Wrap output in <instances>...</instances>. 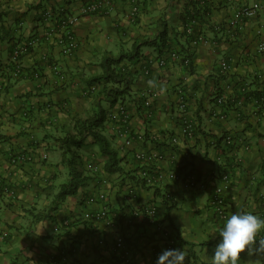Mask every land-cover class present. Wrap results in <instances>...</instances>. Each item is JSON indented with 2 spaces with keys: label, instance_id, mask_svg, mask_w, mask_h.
Returning <instances> with one entry per match:
<instances>
[{
  "label": "crops",
  "instance_id": "obj_1",
  "mask_svg": "<svg viewBox=\"0 0 264 264\" xmlns=\"http://www.w3.org/2000/svg\"><path fill=\"white\" fill-rule=\"evenodd\" d=\"M85 1L0 0V185L12 191L8 194L0 188V264H123L114 249L118 235L128 243L135 264H156L165 251V236L147 227L136 211L159 198L146 185L121 181L123 174L107 176L110 183L103 187L107 216L98 221L84 218L85 212L102 205L86 201L91 190L101 186L87 168L90 158L104 162L93 144L87 148L90 157L81 163L86 177L82 186L50 217L34 220V215L47 212L67 179L53 138L94 104L90 80L101 74L103 57L130 51L143 40L152 42L141 45L136 61L126 64L132 83L124 101L130 126L143 134V140L125 147L108 124L106 135L122 157L124 171H140L141 163L132 158L135 150L163 153L155 166L164 176L176 177L164 182L172 192V207L168 219L159 223L179 235L177 249L187 252L185 264H207L224 225L210 206L213 187L223 173L231 183L223 191L229 213L252 212L264 219V100L260 99L264 49L259 50V45L264 47V0H137L136 17L130 15L129 3L115 1L103 15L79 16L72 27L77 46L64 55L54 38L41 37L42 10L78 15ZM192 2L199 10L195 36L203 39L195 46L181 36ZM254 2L259 9L253 17L234 29L227 27L235 10ZM163 31L167 36L160 47L154 39ZM31 36L39 39L20 57V71L14 75L10 48ZM165 48L179 57L167 56L165 65L159 66ZM181 56L189 59L187 65ZM222 61L228 69L221 68ZM49 64H57L62 77ZM146 65L148 74H144ZM148 90L156 97L146 107ZM220 96L227 102L222 110L214 102ZM184 119L191 122L192 136L180 137L176 146H169V137L180 132ZM224 133L233 139L228 149L215 143ZM12 152L30 154L31 159L12 164ZM133 184L135 198L127 191ZM164 213L159 208L162 219ZM259 236L264 237V230ZM239 264H264V255L244 254Z\"/></svg>",
  "mask_w": 264,
  "mask_h": 264
},
{
  "label": "built area",
  "instance_id": "obj_2",
  "mask_svg": "<svg viewBox=\"0 0 264 264\" xmlns=\"http://www.w3.org/2000/svg\"><path fill=\"white\" fill-rule=\"evenodd\" d=\"M115 1H125L130 4V15L135 16L137 12V7L133 5V0H86L80 7V11L78 15L67 14L64 11L58 13L55 19H52V13L48 10L43 11V18L45 24L42 26V34L45 40H50L52 38L55 39L56 44L60 46L61 51L64 55H70L77 46V41L73 35L72 27L73 25L79 20L80 15H89V14H105L108 12L109 9L112 8L113 3ZM259 9L258 3H253L249 6H243L235 10L232 16L227 21L228 28H236L240 25V23L246 19L253 17L256 11ZM133 18V17H131ZM186 32L191 33V25L186 26ZM39 37L38 36H31L27 37L23 40L14 42L10 48V62L12 66V72L14 75L19 73L20 71V64L19 60L20 57L26 55L37 43ZM203 39L200 36H194L190 41L192 46L198 44ZM263 45H259V50H263ZM169 56L174 59L178 58L179 55L175 51H170ZM182 62L184 65H187L189 59L187 57H182ZM159 66L165 65V59L160 58L157 61ZM222 69H228V65L226 62L222 61L220 63ZM51 70L58 74L60 77L62 75L59 73V68L57 64H49ZM149 67L146 65L144 67V74H148ZM93 86L91 90H93ZM156 97V92L153 90H148V99L145 100L144 105L148 107L150 105L151 99ZM223 98H218V102H221ZM260 99L264 100V87L260 92ZM183 107V104H181ZM108 120L111 123L113 131L116 130L117 137L122 138L123 146L127 147L130 146L133 140H143V134L139 132H135L129 123V113L126 110V107L121 104H116L107 114ZM120 123V126L116 124ZM192 136V126L191 122L187 120H183L182 127L179 133L171 135L169 137V146L177 145L180 142V137H191ZM223 141L227 144L233 142L232 136L227 134L224 136ZM9 162L12 164H21L23 161H28L31 159L30 154H26L23 152H12L9 155ZM132 158L141 163L140 171H139V178L145 185H152L154 183H164L167 179H172L176 177V174L167 173L165 176L158 171V168L155 166L157 162L163 159V153L159 150L155 149H142V150H135L132 153ZM87 168L95 174V180L101 186L96 189L94 192L89 193L86 196V201L88 204H93L96 202H102V205L93 212H85L83 214L85 219L90 221H98L104 219L107 216L108 208L105 204L106 201V191L103 189L105 185H107V180L103 177L101 167L91 161L88 163ZM178 179V178H177ZM188 179V186L193 183V178ZM230 186V177L228 174L223 173L220 178V184L213 187L211 199H210V206L212 207L213 214L215 215L216 219L222 221L223 223L226 222V219L231 215L225 205V200L223 198V191H225ZM0 188L3 192L12 194V191L8 189L5 185H0ZM128 194L131 197L136 196V187L135 185H130L127 188ZM165 199L170 202L172 201V195L170 191L165 192ZM264 210V207H263ZM141 219L147 225V227L151 228L153 231H158L165 236V251L166 250H176V243L177 240L170 232L164 229L160 223L158 222L159 219V210L156 204L148 203L142 205L139 209L136 210ZM258 236L257 239H259ZM114 249L118 251L120 257L122 259L123 264H135L132 256V252L127 247L124 241L123 235H118L114 238Z\"/></svg>",
  "mask_w": 264,
  "mask_h": 264
},
{
  "label": "trees",
  "instance_id": "obj_3",
  "mask_svg": "<svg viewBox=\"0 0 264 264\" xmlns=\"http://www.w3.org/2000/svg\"><path fill=\"white\" fill-rule=\"evenodd\" d=\"M133 1H134L133 5L137 7V12H138L139 10L138 1L137 0H133ZM197 4L198 3H193V2L191 3V7H190L191 12H186V18H184L185 25L183 26L181 32L182 38L189 43L192 40V38L196 35V33L194 32V22L197 19V15L199 12ZM38 5L40 4L38 3ZM43 11L44 10H42V16H43ZM48 11H50L51 13L53 12L52 9ZM57 15L53 13L51 18L55 19ZM186 25H191L192 28L191 33L186 32L185 30ZM166 36H167V32L163 31L158 35L156 39H154V40L158 39V46L161 47V45H164V40H166ZM151 42H149L148 40H143L142 42L137 41L132 47V49H130V51L121 52L116 56H113L111 54H106L103 57V60L101 62V68H102L101 74L94 76L90 80L91 82L90 86H93L94 88L93 90H91V88L89 89L91 91L90 93L94 92V97H95L94 104L91 106L89 111L84 116L74 117L71 127L65 128V126H63L61 130L62 134L59 136H55L53 138V143L55 144L57 149L60 150V155H61L60 162L67 171V179L64 183L60 185L59 191L55 195V199L53 203L50 205V207L47 209V212L45 214L34 215L35 218L34 220H38L44 217H50L49 213L51 211L57 210L59 204L63 202L67 196L75 194L77 190L82 186L83 181L85 180L86 177L83 176L82 171L80 170L82 161L80 160L79 150L81 146L85 144L87 141H89L90 144L95 145L98 150L97 152L104 157V162L103 164H101L102 173L106 174L107 176L112 174H117L118 176H122L121 174H123L121 181L124 182L123 179H127L132 182L138 183L141 186L145 185L138 176L139 171L135 169L131 171H124V167L121 164L122 157L119 156L117 149L112 146L111 137L109 135H106L105 124H108L110 128L114 126V125L111 126L112 122H109L107 114L116 104L124 105L127 110V106L124 103V101L130 92V86L132 83V78H131L132 72L129 66H127L126 64L127 63L132 64L134 61H136V58L139 57V52H138L139 47L141 45ZM170 51L171 49L169 48H165L163 50V52L166 53V56L164 58L165 60H167V58L169 57ZM218 98H222V97L220 96ZM218 98H215L214 101L215 106L219 107L221 110L225 109L227 107V102L225 103L223 99L221 102H218ZM102 102L106 103L105 107L102 106ZM116 125L120 126L121 124L117 123ZM227 134L228 133H224L221 137L217 138L215 141V143L218 146H220L221 149L222 148L228 149L232 147L234 144L233 142L227 144L223 141L224 136ZM113 135H115L114 131H113ZM92 161L95 162L96 161L95 158H92ZM146 186L149 187L148 189L151 188L153 197L159 198L158 210L159 208L161 209V207L165 209L166 213H164L165 216L163 215L164 219H162L160 216L159 217L160 220L158 219V222H161V220L162 221L165 220V218L168 219L167 212L172 207V205L170 202H168L165 199L164 196H165V192L170 191L169 184L154 183L152 185L149 186L146 185ZM133 198H135V196ZM170 233L177 240L176 249L179 248V245H181L180 244L181 240H179V235L176 234V232L174 231Z\"/></svg>",
  "mask_w": 264,
  "mask_h": 264
},
{
  "label": "clouds",
  "instance_id": "obj_4",
  "mask_svg": "<svg viewBox=\"0 0 264 264\" xmlns=\"http://www.w3.org/2000/svg\"><path fill=\"white\" fill-rule=\"evenodd\" d=\"M154 82L149 81L153 86ZM264 230V219L252 212L231 214L218 230L219 242L215 245L207 264H239L244 254L264 255V237L257 239ZM184 249L166 250L156 264H185Z\"/></svg>",
  "mask_w": 264,
  "mask_h": 264
},
{
  "label": "rangeland",
  "instance_id": "obj_5",
  "mask_svg": "<svg viewBox=\"0 0 264 264\" xmlns=\"http://www.w3.org/2000/svg\"><path fill=\"white\" fill-rule=\"evenodd\" d=\"M102 106L103 107H105L106 106V103L105 102H102ZM88 144V145H87ZM89 141H87L85 144H83L82 146H81V148H80V150H79V156H80V160L81 161H84L85 162V160L86 159H88L89 157H90V151L87 149L88 147H89ZM91 145V144H90ZM92 147H95V145H91ZM93 151V150H92ZM94 152V151H93ZM92 158H95V156H93ZM92 158H91V160H92ZM95 163H97L100 167H101V160H98V159H96L95 158ZM86 171V170H85ZM90 174H91V172H90ZM92 175H93V178H95V174L94 173H92ZM101 175H103V177L107 180V184L109 185V179H108V177H107V175L106 174H104V173H102ZM91 184H92V182H90ZM220 184V183H219ZM231 184V183H230ZM96 189H98V188H96ZM96 189H94V190H91V192H94ZM170 203H172V201H170ZM146 225V224H145Z\"/></svg>",
  "mask_w": 264,
  "mask_h": 264
}]
</instances>
